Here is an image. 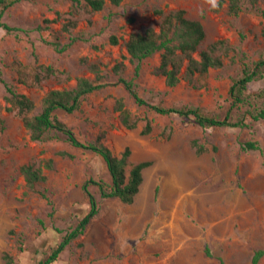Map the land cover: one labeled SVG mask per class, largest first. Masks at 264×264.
Wrapping results in <instances>:
<instances>
[{
  "label": "rangeland",
  "instance_id": "1",
  "mask_svg": "<svg viewBox=\"0 0 264 264\" xmlns=\"http://www.w3.org/2000/svg\"><path fill=\"white\" fill-rule=\"evenodd\" d=\"M71 6L69 0H22L9 8L3 20L28 32L0 28V75L35 100L34 114L49 90L73 88L79 77L99 76L109 84L89 94L80 110L55 113L82 141L105 131L103 142L114 154L129 146L132 164L145 160L152 164L144 170L132 204L102 198L97 187H90L99 212L55 264H252L255 251L264 248V119L253 120L248 106L235 107L231 114L232 121L244 119L243 127H202L192 118L157 114L135 102L117 83L113 68L124 59L123 76L133 79L135 64L125 46L130 34L148 26L159 30L158 9H186L188 17L201 20L205 27L199 50L219 39L233 47L229 54L223 53V67L210 69L194 84L183 79L169 87L165 77L154 72L161 61L158 52L144 60L135 79L137 90L151 103L198 107L206 115L224 118L232 101L230 86L242 75L243 65L264 58V16L259 13L264 1L249 5L239 16L230 15L223 0H120L119 4L106 0L105 8L94 13L82 3L75 17L68 14ZM69 18L77 20V26L68 32L62 27ZM81 31L90 33L89 40L76 41L63 52L46 43L56 34L62 45L68 44ZM111 35L118 37V44L110 42ZM34 51L39 63L67 73L33 87L19 83L14 63L34 65ZM92 64L98 65V72L91 70ZM263 85L264 79L252 81L247 91L257 94ZM7 94L0 81L3 106H9ZM119 98L141 118L136 128L122 124L115 110ZM1 115L6 129L0 130V264H7L5 254L13 256L15 264H37L88 212L82 184L90 177L108 183L112 179L96 153L64 140L34 141L16 111L4 109ZM146 118L153 125L149 134L142 133ZM193 141L207 150L198 154ZM247 141L258 142L260 150H244ZM62 151L74 157L61 155ZM50 159L52 167L44 169L47 180L38 186L44 197L27 185L20 167ZM259 264H264V256Z\"/></svg>",
  "mask_w": 264,
  "mask_h": 264
},
{
  "label": "trees",
  "instance_id": "2",
  "mask_svg": "<svg viewBox=\"0 0 264 264\" xmlns=\"http://www.w3.org/2000/svg\"><path fill=\"white\" fill-rule=\"evenodd\" d=\"M22 0H0V28L9 33L20 34L28 32L26 28L20 26H12L3 20L6 11ZM72 2L70 11L71 17L77 15V8L82 3L91 12H98L105 8L106 0H69ZM114 4H119L120 0H111ZM228 3V12L232 16H239L248 9V6H255L258 2L264 0H223ZM222 4L221 2L219 3ZM157 15L162 16L160 29L154 26H148L143 30L135 31L130 34L125 46L128 51L130 61L135 64L134 78L127 79L123 76L126 68L124 59L118 61L113 70L118 75L117 83H121L127 89L139 106H145L149 110L161 115H177L182 118H192L202 127H243L247 126L244 119L236 121L231 120V114L235 107L248 106L247 110L253 120L259 121L264 119V85L257 94H251L248 85L252 81L264 79V58L253 62L245 63L242 69V75L235 79L229 89V98H231V106L226 112L224 118L212 115H206L201 112L198 107L190 106H165L163 104L151 103L143 98L136 86L135 79L141 75L143 62L147 58L152 57L155 53H161V61L155 67L154 72L165 77L166 84L169 87H175L183 79L194 84L196 79L205 77L210 69L221 68L224 65V55L229 54L233 47L225 39H219L207 46L206 49L199 50V47L206 38L204 24L199 19L188 17L186 9H177L165 12L162 9L155 11ZM264 16V10H259ZM60 14V13H59ZM46 23L52 22L45 19ZM77 26V20L67 19L62 29L70 31ZM38 30H42L43 26H37ZM90 33L81 31L79 34L72 36L68 44L62 45L59 37L54 34L53 38L46 43L52 45L58 52L65 51L69 45L76 41H87ZM112 44H118L119 40L116 35L110 36ZM198 53V57L196 56ZM34 65H26L22 62H15L14 66L18 73V82L29 87L40 85L44 80L59 74L67 73L60 70L52 64H42L38 62V56L34 51ZM91 70L98 72V65L92 64ZM0 81L5 85L7 91V103L9 106L0 104V130L6 129V123L1 113L4 109L16 111L22 117L23 122L28 129L31 139L39 142H49L53 140H64L74 147L92 151L101 156L111 175V183L106 182L102 178L96 179L90 177L82 184V190L85 192L89 200V210L83 217L78 219L77 224L70 228L62 237L60 242L51 249L47 256L40 259L37 264H55L61 253L75 239L82 235L92 218L99 212V203L96 196L91 191V186L97 187L102 198H118L123 203L132 204L135 197L140 191V187L144 181V170L151 166L152 161L145 160L132 164L129 160L132 151L129 146L116 155L103 142L105 131H101L94 140L82 141L78 138L75 131L64 121L59 119L55 111L62 109L67 113H74L81 109L83 100L91 93L105 88L109 83L102 82L97 76L95 79L88 77H79L77 84L73 88L51 89L42 99L41 110L33 113L36 109L35 100L27 94L20 93L15 86L9 83L0 75ZM257 103V104H256ZM115 110L120 113L122 124L128 129H134L138 126L141 118L135 116L129 108L126 107L124 99L119 98L115 103ZM33 113V114H32ZM146 124L142 129L143 134H149L153 130L152 120L146 118ZM192 145L196 147L198 154H202L207 149L204 145L193 141ZM244 150H260V146L256 141H247L243 144ZM64 156L74 157L73 154L66 151L60 153ZM53 160L31 161L20 167L21 173L24 175L27 185L46 197L42 190H38V186L47 180L45 168L52 167ZM130 166V168H129ZM20 251H23L22 239H18ZM206 254L212 255L210 248L206 247ZM264 256V248L257 249L252 258V264H259ZM7 264H15V259L9 254H5Z\"/></svg>",
  "mask_w": 264,
  "mask_h": 264
},
{
  "label": "bare ground",
  "instance_id": "3",
  "mask_svg": "<svg viewBox=\"0 0 264 264\" xmlns=\"http://www.w3.org/2000/svg\"><path fill=\"white\" fill-rule=\"evenodd\" d=\"M175 174H176V173H175ZM176 176H177V175H176ZM172 177H174V176H171V178H172ZM172 179H173V178H172ZM173 181H174V180H173ZM147 199H148V198H147ZM147 201H149V200H147ZM207 220H208V218H207Z\"/></svg>",
  "mask_w": 264,
  "mask_h": 264
}]
</instances>
